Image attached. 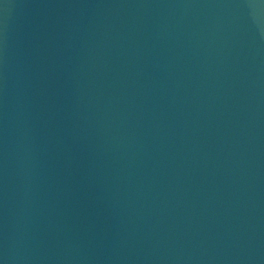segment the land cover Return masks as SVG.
Here are the masks:
<instances>
[{
	"label": "water",
	"instance_id": "obj_1",
	"mask_svg": "<svg viewBox=\"0 0 264 264\" xmlns=\"http://www.w3.org/2000/svg\"><path fill=\"white\" fill-rule=\"evenodd\" d=\"M0 264H264V0H0Z\"/></svg>",
	"mask_w": 264,
	"mask_h": 264
}]
</instances>
